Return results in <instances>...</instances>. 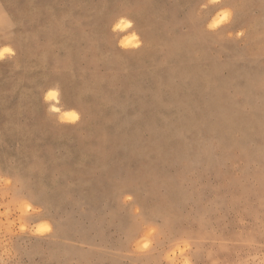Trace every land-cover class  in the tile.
Masks as SVG:
<instances>
[{
    "label": "rangeland",
    "instance_id": "1",
    "mask_svg": "<svg viewBox=\"0 0 264 264\" xmlns=\"http://www.w3.org/2000/svg\"><path fill=\"white\" fill-rule=\"evenodd\" d=\"M33 2L0 4V264H264V0Z\"/></svg>",
    "mask_w": 264,
    "mask_h": 264
},
{
    "label": "bare ground",
    "instance_id": "2",
    "mask_svg": "<svg viewBox=\"0 0 264 264\" xmlns=\"http://www.w3.org/2000/svg\"><path fill=\"white\" fill-rule=\"evenodd\" d=\"M2 55V54H1ZM1 57V56H0ZM47 92H52V94H50V96H49V98H50V100L51 101H49L50 102V104H49V108H50V110L51 111H57V110H59V108H58V104H57V102H58V98H57V96H56V91H55V89H51V88H49L47 91H46V93ZM60 102V101H59ZM65 113V116L67 117L66 119H69V121L70 120H73L74 119V115L75 114H71V112H69V111H65L64 112ZM63 120V119H62ZM75 120V119H74ZM71 122V121H70Z\"/></svg>",
    "mask_w": 264,
    "mask_h": 264
},
{
    "label": "crops",
    "instance_id": "3",
    "mask_svg": "<svg viewBox=\"0 0 264 264\" xmlns=\"http://www.w3.org/2000/svg\"><path fill=\"white\" fill-rule=\"evenodd\" d=\"M16 1L17 0H0V4H4V5H0L1 6V8H7L8 6H7V4H17L16 3ZM30 1V3L29 4H36L35 2H33V0H29ZM52 4H55L53 1H52Z\"/></svg>",
    "mask_w": 264,
    "mask_h": 264
},
{
    "label": "clouds",
    "instance_id": "4",
    "mask_svg": "<svg viewBox=\"0 0 264 264\" xmlns=\"http://www.w3.org/2000/svg\"><path fill=\"white\" fill-rule=\"evenodd\" d=\"M225 15H227V13H225ZM182 264H189V262L187 260H184Z\"/></svg>",
    "mask_w": 264,
    "mask_h": 264
},
{
    "label": "snow or ice",
    "instance_id": "5",
    "mask_svg": "<svg viewBox=\"0 0 264 264\" xmlns=\"http://www.w3.org/2000/svg\"><path fill=\"white\" fill-rule=\"evenodd\" d=\"M5 51H7V49H5Z\"/></svg>",
    "mask_w": 264,
    "mask_h": 264
}]
</instances>
